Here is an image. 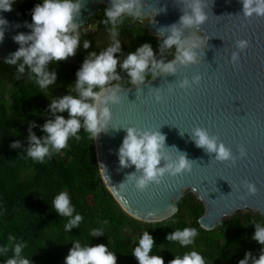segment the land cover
<instances>
[{
  "label": "water",
  "instance_id": "obj_1",
  "mask_svg": "<svg viewBox=\"0 0 264 264\" xmlns=\"http://www.w3.org/2000/svg\"><path fill=\"white\" fill-rule=\"evenodd\" d=\"M103 12L110 0H81L80 28L88 24L98 7ZM207 20L198 28L184 29V36L196 38L200 62L189 67L179 66L176 75L146 78L140 89L122 85L120 103L110 106L112 119L107 132L93 140L99 183L105 187L119 208L132 219L144 223L161 222L171 217L185 193H191L203 205L197 219L199 228L210 231L236 212L256 213L264 218V16L243 17L240 0H201ZM183 10H189V0H141V23L146 34L156 39L157 50L167 36L158 35L160 29L178 22ZM5 26L0 42V63H4L19 45L12 37L30 34L25 23L31 22L17 11H0ZM179 27V26H178ZM237 40L249 42L239 60L233 64L231 53ZM175 51V47H173ZM165 63L170 59L156 55ZM59 63L76 64L75 57ZM201 77L199 84L179 89L178 83L193 76ZM159 89L161 100L155 102ZM169 89H172L170 92ZM159 130L166 136L165 146L175 147L194 161L190 173L165 175L159 185H150L144 193L137 192L131 183L119 187L134 166L120 169L117 150L125 132L122 128ZM200 127L218 138L239 157L238 149L247 153L235 165L215 162V154L208 155L197 148L190 138L192 129ZM182 134V135H181ZM175 159V149H167ZM104 166V170L100 167ZM159 166H163V161ZM253 184L257 192L249 195L243 182Z\"/></svg>",
  "mask_w": 264,
  "mask_h": 264
},
{
  "label": "clouds",
  "instance_id": "obj_2",
  "mask_svg": "<svg viewBox=\"0 0 264 264\" xmlns=\"http://www.w3.org/2000/svg\"><path fill=\"white\" fill-rule=\"evenodd\" d=\"M242 3L243 17H251L253 14L264 16V0H240ZM15 0H0V11H12ZM141 0H110V7L104 11V17L100 23L110 25L107 31L111 43L104 50L88 52L80 68L75 73L74 85L67 87L68 94L60 97H52L47 108L51 118L45 120L40 131L41 137H37L32 131L37 125L29 124L27 146L24 147L28 158L35 162L43 163L45 158H50L68 146L70 138L79 141L78 135L81 129L95 140L99 134L107 132L108 124L112 119L110 106L120 103L121 75L126 74L128 84L140 89L146 77L151 74L154 78L159 75H176L179 66L189 67L200 62L197 49L199 44L196 38L184 36V29L198 28L206 22L207 14L201 7V0H189V10H183L177 23L160 29L158 35L167 36L160 45V56L164 49L175 47V54L169 62L163 59L157 60L156 54L149 43L130 51L126 56L121 54V42L118 39L119 25L124 23L127 16L138 17L140 15ZM81 0H42L31 10V24L25 23L30 29V34L18 33L12 37L13 42L18 44V49L5 58L4 63L14 66L19 75L28 73V79L34 81L41 91H45L55 85L57 75L55 71H49L48 65L64 61L76 55L77 49L82 47L87 50L91 47L88 40L81 42L80 26L75 22L80 16ZM7 21L0 18V42H3ZM179 26V27H178ZM236 51L231 53V62L237 63L240 52L249 47L246 40H237L234 43ZM19 78V77H17ZM201 77L193 76L181 80L177 87L187 89L191 85L199 84ZM155 102H160L159 89H155ZM171 92L172 89H169ZM75 93V95L71 94ZM51 95V93H46ZM67 113V119L58 113ZM125 132L123 140L117 150L119 168L134 166L135 171L128 174L124 181L119 184L121 189L132 184L139 193H144L150 185H159L162 178L187 174L191 172L194 161L187 159L186 153L178 152L173 146H165L166 136L159 130H139L134 127L122 128ZM182 135V134H181ZM190 138L197 148L203 149L206 154H215V162L230 163L235 165L237 159H243L246 152L243 147L238 149L239 157L234 156L231 149L218 138L209 135L207 130L196 127L192 129ZM12 149H20L22 144L19 140L12 142ZM167 149H175L178 155L173 159ZM163 161V166H159ZM104 170V166H100ZM242 187L249 195H255L256 187L245 181ZM52 208L58 217L67 218L64 225L65 231L78 228L83 217L74 214L75 208L71 203L69 194L61 191L52 201ZM108 221L105 220L104 224ZM255 229L251 239L257 244L264 246V224L252 221ZM92 237L103 236V229H93ZM199 235L196 228L185 227L168 234L165 239L169 242H177L180 247L186 248L194 244ZM8 244L0 247V253L7 254L10 250L13 255L5 260V264H31V260L22 255L26 243L15 242V237L8 236ZM155 241L148 231H144L138 239L131 256L137 264H164L162 257L150 255ZM64 264H117L116 253L109 250L104 244L89 246L81 244L79 240L72 243ZM168 264H206L204 257L197 251H188L173 256ZM238 264H264V247H261L258 258L251 252H245L244 258Z\"/></svg>",
  "mask_w": 264,
  "mask_h": 264
},
{
  "label": "trees",
  "instance_id": "obj_3",
  "mask_svg": "<svg viewBox=\"0 0 264 264\" xmlns=\"http://www.w3.org/2000/svg\"><path fill=\"white\" fill-rule=\"evenodd\" d=\"M41 2L15 0L12 9L32 22L31 10ZM103 13V7L99 6L88 25L80 29L81 42L86 39L91 47L85 50L81 44L74 56V66L59 62L48 65L49 71L56 72L57 80L46 92L28 79L27 70L19 75L14 66L0 63V247L7 245V238L12 235L15 242L26 243L22 255L29 258L31 264H64L72 243L79 240L82 245L108 246L116 253L117 264H137L131 253L142 233L148 231L155 241L150 255L162 257L164 264L177 254L193 250L204 257L206 264H238L245 252L258 258L264 246L251 239L255 231L252 221L264 224V218L256 213L236 212L223 219L217 228L204 231L197 224L203 205L194 195L185 193L176 212L161 222L144 223L129 217L99 183L93 140L83 129L78 133L79 141L70 138L65 149L46 157L43 163L27 157L24 147L27 146L29 124L37 125L32 131L41 137L40 126L51 118L47 112L50 99L68 94L66 89L74 85L75 73L88 52H99L110 45L107 31L110 25L100 23L105 19ZM87 26L90 29L84 33ZM118 30L122 55L149 43L160 56L156 39L148 36L134 18L125 17ZM174 54L173 48L162 51V57L167 59H172ZM117 72L122 77L118 83L128 84L126 74L120 72L119 67ZM46 93L51 95L45 97ZM58 115L67 119L66 112ZM16 140L22 147L10 148ZM61 191L69 194L74 214L83 217L79 227L70 232L64 228L67 218L58 217L52 208L53 199ZM185 227L196 228L199 232L193 245L182 248L177 242L165 239L172 231ZM99 228L103 229V236L92 237L91 231ZM12 255L11 250L7 254L0 253V264H5Z\"/></svg>",
  "mask_w": 264,
  "mask_h": 264
},
{
  "label": "rangeland",
  "instance_id": "obj_4",
  "mask_svg": "<svg viewBox=\"0 0 264 264\" xmlns=\"http://www.w3.org/2000/svg\"><path fill=\"white\" fill-rule=\"evenodd\" d=\"M89 29H90L89 27H86V28L83 30V32L86 33V32L89 31Z\"/></svg>",
  "mask_w": 264,
  "mask_h": 264
},
{
  "label": "flooded vegetation",
  "instance_id": "obj_5",
  "mask_svg": "<svg viewBox=\"0 0 264 264\" xmlns=\"http://www.w3.org/2000/svg\"><path fill=\"white\" fill-rule=\"evenodd\" d=\"M88 25V24H87ZM87 27H89V26H87ZM90 28V27H89Z\"/></svg>",
  "mask_w": 264,
  "mask_h": 264
}]
</instances>
